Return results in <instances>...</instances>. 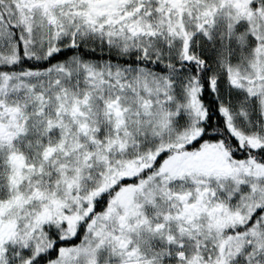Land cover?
I'll list each match as a JSON object with an SVG mask.
<instances>
[{
	"label": "snow or ice",
	"instance_id": "1",
	"mask_svg": "<svg viewBox=\"0 0 264 264\" xmlns=\"http://www.w3.org/2000/svg\"><path fill=\"white\" fill-rule=\"evenodd\" d=\"M0 264H264V0H0Z\"/></svg>",
	"mask_w": 264,
	"mask_h": 264
}]
</instances>
